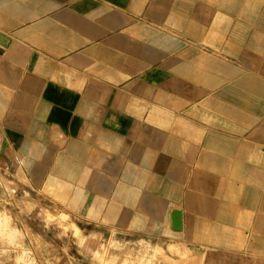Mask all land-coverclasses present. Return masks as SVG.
<instances>
[{
  "label": "crops",
  "instance_id": "1",
  "mask_svg": "<svg viewBox=\"0 0 264 264\" xmlns=\"http://www.w3.org/2000/svg\"><path fill=\"white\" fill-rule=\"evenodd\" d=\"M0 176L50 247L264 264V0H0Z\"/></svg>",
  "mask_w": 264,
  "mask_h": 264
},
{
  "label": "rangeland",
  "instance_id": "2",
  "mask_svg": "<svg viewBox=\"0 0 264 264\" xmlns=\"http://www.w3.org/2000/svg\"><path fill=\"white\" fill-rule=\"evenodd\" d=\"M5 187L12 190L8 182ZM3 201L1 197L0 264H205L199 257L174 260L165 257L155 246H131L128 242L113 240L99 244L97 240L86 238V245L81 247L79 253L76 248L67 250L61 244L50 247L45 244V240L60 242L61 239H75L71 235L62 234L59 228L52 227L56 222L58 226L67 228L66 217L56 210L50 211L38 201H29L28 209L25 208L23 213L16 215L15 222L21 227L17 229L12 218L2 214Z\"/></svg>",
  "mask_w": 264,
  "mask_h": 264
},
{
  "label": "water",
  "instance_id": "3",
  "mask_svg": "<svg viewBox=\"0 0 264 264\" xmlns=\"http://www.w3.org/2000/svg\"><path fill=\"white\" fill-rule=\"evenodd\" d=\"M175 216H176V220H177V223H178V213H175Z\"/></svg>",
  "mask_w": 264,
  "mask_h": 264
},
{
  "label": "built area",
  "instance_id": "4",
  "mask_svg": "<svg viewBox=\"0 0 264 264\" xmlns=\"http://www.w3.org/2000/svg\"><path fill=\"white\" fill-rule=\"evenodd\" d=\"M2 187V181H1V176H0V188Z\"/></svg>",
  "mask_w": 264,
  "mask_h": 264
}]
</instances>
